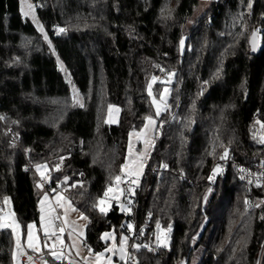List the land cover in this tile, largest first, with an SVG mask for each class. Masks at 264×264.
<instances>
[{
  "label": "trees",
  "instance_id": "16d2710c",
  "mask_svg": "<svg viewBox=\"0 0 264 264\" xmlns=\"http://www.w3.org/2000/svg\"><path fill=\"white\" fill-rule=\"evenodd\" d=\"M30 2L48 40L22 16L21 0H0V210L7 197L24 229L39 223L45 188H62L87 217L91 254L104 249L102 233L130 240L127 225L148 221L152 230L171 226L168 246L134 249L132 264H264L261 187L239 182L232 167L213 173L225 151L264 162V144L251 135L257 124L264 138V33L256 54L248 43L254 28L264 29V0H215L194 19L198 0ZM162 71L173 74L169 109L126 197L130 209L102 214L94 205L121 174L128 134L152 112L148 85ZM109 105L120 109L117 124L106 123ZM37 166L47 167L45 188ZM14 253L13 233L0 229V264H14Z\"/></svg>",
  "mask_w": 264,
  "mask_h": 264
},
{
  "label": "rangeland",
  "instance_id": "374dc122",
  "mask_svg": "<svg viewBox=\"0 0 264 264\" xmlns=\"http://www.w3.org/2000/svg\"><path fill=\"white\" fill-rule=\"evenodd\" d=\"M212 1H215V0H198V4L195 6L193 10L192 19L199 16L205 10L206 6ZM27 4H33V3L30 2V0H26L25 6H24L25 11H27ZM33 5H34V14H35L36 20H33L32 15H29L26 17L22 13V16L24 18L31 20L33 24L35 25V27L37 28V22H39V20L36 16V11H35L36 6L35 4ZM182 40L185 42L184 37L182 38ZM183 49H184V44L183 46H181V43H180V50H183ZM60 69L63 72L64 79L70 83V78L68 76V73L61 66H60ZM172 77H171V81H172ZM171 81L169 82V74L165 78H159L158 76V79L155 83L159 82L161 84V87L157 90H154L155 83H153L152 80H150L149 84L152 83V96H149V97H150V102L152 106V112L148 116H152L153 119L156 120V124L155 126L150 125L149 128L145 130V123H146V119H145V122L140 129L131 130L129 132V133H133L131 137L128 134L127 147H126L125 159H124L123 165L126 163V161H134L135 163H129L128 167L124 169L123 173L121 171L120 175L124 176L123 182L125 181L126 178H130L131 180L135 179L137 181L136 183H133L132 192L140 184L141 178L145 171L146 162L155 144V140L158 135L157 121L159 117L169 109L168 100L170 96ZM165 88L169 90L167 93V98H166L167 108H163V106H161L163 110L160 116L156 117L155 115L156 109L152 103V100L153 98H155L156 101L159 103L160 96L161 94L164 93ZM74 93L76 97L78 98L79 102L74 101L73 99ZM70 95H71L70 97L72 101L75 104H78V105L82 104V97L73 89V86L71 84H70ZM111 106H113L111 112H109V106L107 108L106 123L107 124H117L119 121L120 109L116 105H111ZM256 126L258 125L256 124ZM255 131L256 130L253 128L252 134H251L252 137L253 138L256 137V139L258 138L261 139L262 136L260 134V131H259V134L257 135L255 134ZM130 141L132 145L131 153L129 152ZM141 164H142V167H140ZM129 169H133L136 174L128 175ZM214 169H217V167ZM47 172H48L47 167L45 166H40L39 170L38 169L36 170L37 176L43 179H49ZM213 173H214V170H213ZM216 173L217 171L214 174ZM123 182L120 183L119 186H117L116 181L114 182V184L112 185L113 192L110 193L109 198H107V206H108V209H110L112 205H116L120 208V210L127 213L130 209L129 208L130 198H126L124 196V189L122 187ZM57 193H59L65 199L63 200L59 199ZM45 195H47L48 197L47 200L44 199ZM113 196L117 198L115 199L111 198ZM41 201H43V204L41 203ZM69 202L70 200H68V198L65 196L62 188L58 190L53 189L51 194H48L47 192H44L41 194L39 202H38L39 223L38 224L29 223V224L35 225L33 232L39 236V248L41 247L40 251L25 252L23 249H21V251H17V241H19L21 245L24 243V245L27 247V231H28L27 225L24 229L20 225V228L17 230L15 234L13 233L11 228H8L9 230H11L14 236L15 253L18 254V252H20V254L18 255V261L20 262L19 258L23 254V252L29 253V254L41 253L42 251L41 238L42 236L43 238L45 237L43 233V229L41 228V216L43 215L45 218V221L51 224V227L49 228L50 235L47 238H51V237L55 238V243L52 245L51 251L55 250L58 254H62L61 259L66 261V263L68 264H119L114 259L116 251L114 254L113 251H106V249H109V248L117 249L119 247V242H120L121 237L122 236L129 237V236L126 234H120V236L117 237V235L113 231L104 232L102 233V235L105 233H111V237H109L106 240H103L105 243L104 249H102L100 252L91 254L84 245L85 228L87 225V219L82 218V216H85V215L82 212H80L71 202H70L71 207H69ZM56 208L60 212V218L63 224L62 228L64 229L63 232L60 231L61 228L55 227L53 213L55 212ZM73 208L76 210L73 211L72 210ZM98 209H99V206H98ZM0 217H2L5 220V222H9L12 219L16 220L12 212L11 202L9 199H8V203H5V200H4L3 208L0 210ZM170 230H169V227H166V228L160 227V229H156L155 230L156 237L157 235H160L162 240H164V237L166 236V240H164V243L161 244L155 238V243L159 245L160 247H167L169 243ZM53 231L55 232V235H51ZM61 241L63 243H61ZM128 246H129V239L126 244V250L128 249ZM27 249L29 248L27 247ZM51 251L48 254L49 259L59 260V259H55L51 255ZM98 253L104 254L103 257L99 259V261L97 260V255H96ZM44 257L41 260L42 263L49 264L48 258H44ZM109 257L111 258L110 260L108 259ZM194 262L195 260L192 263Z\"/></svg>",
  "mask_w": 264,
  "mask_h": 264
},
{
  "label": "snow or ice",
  "instance_id": "6c2138e0",
  "mask_svg": "<svg viewBox=\"0 0 264 264\" xmlns=\"http://www.w3.org/2000/svg\"><path fill=\"white\" fill-rule=\"evenodd\" d=\"M25 3H26V0H21V11L23 13L24 16H29V15H32V18L33 20H36V17H35V14H34V5L33 4H27V11L24 10V6H25ZM249 7H251V4H249ZM37 28L38 30L44 34V28L42 25L39 24V22H37ZM65 30L63 28H60L58 29V34L59 33H63ZM44 39L45 40H48V36L47 34H44ZM181 43V46H183L184 44V41L181 40L180 41ZM251 43H252V50L255 51L256 48H257V31H253L252 33V40H251ZM173 74H169V82L171 81V77H172ZM157 81V77L153 76L152 77V82L155 83ZM168 89L165 88L164 89V93L161 94L160 96V100H159V103L156 101L155 98H153L152 100V103L153 105L155 106V115L156 117H159L163 108H167V104H166V98H167V93H168ZM148 94L149 96H152V83H150L148 85ZM73 99L75 102H79L78 98L76 97L75 93H74V96H73ZM163 106V108L161 107ZM112 107L111 105H109V112H111L112 110ZM118 111V110H117ZM146 119V123H145V130H147L149 128V126H155L156 124V120L153 119L152 116H148L145 118ZM257 123H260V121H257ZM261 127L264 128V124H261ZM133 135V133H129V136L131 137ZM262 142H264V138H262ZM132 151V145H131V141H130V144H129V152L131 153ZM227 156V151H225V154L224 156H221V159H225ZM129 163H135L134 161H126V163L124 165H121V171L123 173L124 169L126 167H128ZM39 167L40 166H37V169L39 170ZM140 167H142V164L140 165ZM162 167H167V165H162ZM216 171H219V169H214V173ZM241 171L243 172L244 169H241ZM136 173L134 172L133 169H129V172H128V175H135ZM242 179L244 177H241ZM115 181L117 182V186H119L120 183L123 182V179H124V176L122 175H117L115 178ZM211 179V177H210ZM65 180H67V178H65ZM137 181L134 179L132 180V183H136ZM42 185L40 184H37V187H41ZM76 185H72V187H75ZM113 192V187L112 185H109L108 188L105 190L104 194H103V197L104 198H98V205H94V207H97L99 206V211L102 213V214H107L108 212V206H107V198H109V194ZM59 199L63 200L65 199L63 196H61L59 193H57ZM113 199L117 198L115 196L111 197ZM45 200L48 199L47 195H45L44 197ZM5 200V203H8V198L5 197L4 198ZM41 203L43 204V201H41ZM247 203V202H246ZM69 207H71V203L69 202ZM73 211H75L76 209H72ZM43 211V209H42ZM83 219H87L86 216H82ZM157 229H160V224L159 222H157ZM35 225L33 224H28L27 225V247L29 249H32L33 251H38L40 250L39 248V236L36 235L34 232H33V229H34ZM51 227V224L49 222H46L45 221V218L44 216L42 215L41 216V228L43 229V233H44V236L45 238L49 237L50 233H49V228ZM128 229L129 230H132L133 229V225L132 224H128L127 225ZM3 228H11L13 233L15 234L17 232V230L20 228V224L12 219L10 220L9 222H5V220L0 217V229H3ZM171 226H169V230H170ZM61 232L64 231L63 228L60 229ZM141 231V234H143V229L140 230ZM51 235H55V232L53 231L51 233ZM109 237H111V233H105L101 236V239L102 240H106L108 239ZM129 237L127 236H122L121 239H120V242H119V248L118 249H115V248H109V249H106V251H113V253L115 254V251H119L120 253V258L121 259H124L125 258V252H126V244H127V241H128ZM157 241L160 242L161 244L164 243V240H166V236L164 237V240H162L161 236L160 235H157L156 237ZM61 243H63L61 241ZM43 247H47V244H44ZM132 247L136 248V249H139L141 247V245L139 244H134L132 245ZM145 247H147L145 245ZM22 249V245L19 241H17V251H21ZM91 249H89V252L91 253ZM51 255L55 258V259H61L62 258V254H58L55 250H52L51 251ZM97 255V260L99 261V259L101 257H103V253H98L96 254ZM15 258H16V253H14V256H13V259L15 261ZM129 258H131L129 256ZM109 260L111 259L110 257L108 258ZM29 260H31V257H29Z\"/></svg>",
  "mask_w": 264,
  "mask_h": 264
},
{
  "label": "built area",
  "instance_id": "2783aa9c",
  "mask_svg": "<svg viewBox=\"0 0 264 264\" xmlns=\"http://www.w3.org/2000/svg\"><path fill=\"white\" fill-rule=\"evenodd\" d=\"M258 38H260L263 33L264 29L261 26L256 27ZM165 72H160L159 78L165 77ZM256 125V124H255ZM254 129L255 134H259V126H255ZM4 132L9 135L10 141L17 144L18 138L15 136V134L12 133V130L5 129ZM257 142L260 145H263L264 142H262L261 139H257ZM25 159L27 160L29 157V152H25ZM220 162L217 164V168H219V172L222 173L227 171L230 167H232L235 171L236 177L239 182H252L255 185H258L261 187L263 193H264V162H253V163H241L233 159L232 155H230L228 158L221 159L219 157ZM30 167V166H29ZM241 169H244L242 172ZM241 177H244L243 179ZM47 180L43 178L38 179V184L42 185V188L46 187ZM122 187L124 189V196L128 197L132 194V187L133 183L130 178L125 179V181L122 184ZM46 192L48 194H51L52 187H46ZM53 219L55 223L56 228H62L63 224L61 222L60 218V212L56 208L55 212L53 213ZM141 229H143V234H141ZM156 233L154 230L150 229L148 225V221H145L144 224L141 226L134 225L131 234H130V240H129V246L128 249L125 252V258L122 260L124 264H132L134 259L132 252L134 247L132 245L139 244L141 245L140 248L147 246L149 248L152 244V242L155 243ZM55 243V238H46L44 240V244H47V247H44V250L41 251V253L38 254H29V253H23L19 260L21 264H42V258L44 256H47L49 252L51 251L52 245ZM129 256L131 258H129ZM29 257H31V260H29Z\"/></svg>",
  "mask_w": 264,
  "mask_h": 264
},
{
  "label": "water",
  "instance_id": "95a60500",
  "mask_svg": "<svg viewBox=\"0 0 264 264\" xmlns=\"http://www.w3.org/2000/svg\"><path fill=\"white\" fill-rule=\"evenodd\" d=\"M253 31H256V28H254ZM252 33H253V32H252ZM251 40H252V34L250 35V38H249L248 43H249L250 53L254 55V54H256V52L258 51V47H259V38H258V35H257V48H256L255 51L252 50V43H251ZM70 84L72 85L71 81H70ZM67 182H68V178H67V180H65V178L62 180V183H63V184H66ZM118 248H119V247H118ZM118 248H117V249H118ZM116 256H117V258H118L120 261L123 260V259L120 258V253H119V251H116Z\"/></svg>",
  "mask_w": 264,
  "mask_h": 264
},
{
  "label": "crops",
  "instance_id": "0c3cea01",
  "mask_svg": "<svg viewBox=\"0 0 264 264\" xmlns=\"http://www.w3.org/2000/svg\"><path fill=\"white\" fill-rule=\"evenodd\" d=\"M127 179V178H126ZM41 246H42V239H41ZM22 249L25 251V252H35L33 251L32 249H27V247L24 245V243L22 244ZM41 249V247H40ZM40 251V250H38ZM22 253V252H21ZM24 253V252H23ZM20 254V252H18V254H16V258H15V261H14V264H20V262L18 261V255ZM43 264V263H42Z\"/></svg>",
  "mask_w": 264,
  "mask_h": 264
}]
</instances>
